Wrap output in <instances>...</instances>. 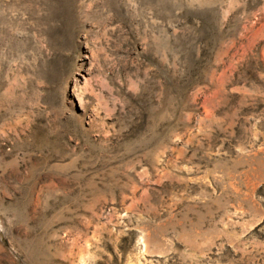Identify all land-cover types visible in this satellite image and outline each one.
Masks as SVG:
<instances>
[{"label":"rangeland","instance_id":"374dc122","mask_svg":"<svg viewBox=\"0 0 264 264\" xmlns=\"http://www.w3.org/2000/svg\"><path fill=\"white\" fill-rule=\"evenodd\" d=\"M0 264H264V0H0Z\"/></svg>","mask_w":264,"mask_h":264}]
</instances>
